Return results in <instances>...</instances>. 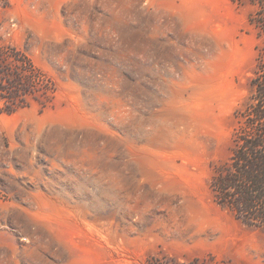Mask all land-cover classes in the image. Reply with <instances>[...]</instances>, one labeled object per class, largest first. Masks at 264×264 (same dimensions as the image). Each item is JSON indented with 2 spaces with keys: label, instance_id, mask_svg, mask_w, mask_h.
<instances>
[{
  "label": "rangeland",
  "instance_id": "rangeland-1",
  "mask_svg": "<svg viewBox=\"0 0 264 264\" xmlns=\"http://www.w3.org/2000/svg\"><path fill=\"white\" fill-rule=\"evenodd\" d=\"M256 11L253 0L1 8L4 65L15 71L19 51L38 81L11 95L13 77L0 79V264H264V226L212 190L254 94Z\"/></svg>",
  "mask_w": 264,
  "mask_h": 264
},
{
  "label": "trees",
  "instance_id": "trees-1",
  "mask_svg": "<svg viewBox=\"0 0 264 264\" xmlns=\"http://www.w3.org/2000/svg\"><path fill=\"white\" fill-rule=\"evenodd\" d=\"M253 1L257 11L252 16L251 23L264 40V0ZM9 2L10 0H0V9L7 7ZM5 50L0 46V79L13 77L9 81L11 95L28 94L33 88L31 86L38 81L30 59L12 49L13 59L18 64V68L13 71L4 65L6 59H11ZM25 80L29 82L28 85L24 84ZM251 82L254 94L247 110L241 115L242 122L236 133L233 154L228 167L213 180L212 190L217 204L232 211L244 225L260 228L264 226V47L260 49ZM169 262L168 264H208L202 260Z\"/></svg>",
  "mask_w": 264,
  "mask_h": 264
},
{
  "label": "bare ground",
  "instance_id": "bare-ground-1",
  "mask_svg": "<svg viewBox=\"0 0 264 264\" xmlns=\"http://www.w3.org/2000/svg\"><path fill=\"white\" fill-rule=\"evenodd\" d=\"M228 243V241H226Z\"/></svg>",
  "mask_w": 264,
  "mask_h": 264
}]
</instances>
